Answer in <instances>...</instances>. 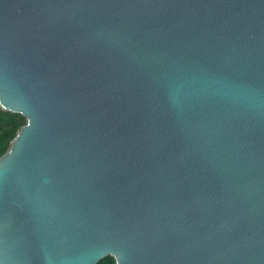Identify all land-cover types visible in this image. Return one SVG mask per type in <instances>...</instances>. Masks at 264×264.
<instances>
[{
  "label": "water",
  "instance_id": "obj_1",
  "mask_svg": "<svg viewBox=\"0 0 264 264\" xmlns=\"http://www.w3.org/2000/svg\"><path fill=\"white\" fill-rule=\"evenodd\" d=\"M0 264H264V0H0Z\"/></svg>",
  "mask_w": 264,
  "mask_h": 264
},
{
  "label": "trees",
  "instance_id": "obj_2",
  "mask_svg": "<svg viewBox=\"0 0 264 264\" xmlns=\"http://www.w3.org/2000/svg\"><path fill=\"white\" fill-rule=\"evenodd\" d=\"M24 123V118L16 113H10L0 109V155L7 148L16 129ZM96 264H114L111 257L106 256L97 261Z\"/></svg>",
  "mask_w": 264,
  "mask_h": 264
}]
</instances>
